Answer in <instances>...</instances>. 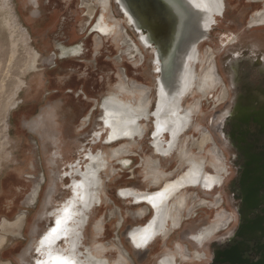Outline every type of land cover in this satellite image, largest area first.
<instances>
[{"label": "flooded vegetation", "instance_id": "af4514ba", "mask_svg": "<svg viewBox=\"0 0 264 264\" xmlns=\"http://www.w3.org/2000/svg\"><path fill=\"white\" fill-rule=\"evenodd\" d=\"M261 1L264 3V0L254 2ZM223 6L222 16L217 17L218 24L211 32L209 40L221 49L216 54L207 51L209 59L204 58L206 63L210 62L208 66L213 67L216 75L214 87L204 97L207 98L219 88L224 90V98L214 117L212 116L220 144V149H216L222 156L223 163L217 153L214 160L207 163L205 155L193 152L192 146L195 143L190 141L189 136L181 139L186 140L184 146L187 156L202 161L201 175L210 178L212 182L204 184L200 180L181 184L178 178L192 167L178 161L179 156L173 147L165 154L157 153V149L151 145L153 117L148 120L136 119V124H145L147 127L141 138V147L136 152V166L140 164V154L159 158L158 165L161 169L157 177L154 178L155 173L150 171L147 174L150 178L147 184L139 183L136 186L134 182L118 180L116 176L123 170L122 165H119L120 160H114L113 163L109 161L106 171L100 169L103 154V157L109 160L111 154L108 152L111 147L116 146V149L124 142L131 141L123 139L111 142L109 139L110 117H107L104 106L109 104L106 100L112 97L113 91L96 102L88 100V97L81 98L80 94L77 97L62 98L56 106L46 110L45 116L33 121V127L36 129L49 125V129L44 132L47 139L45 155L52 167L60 170H53L54 179L49 198L54 197L60 184H63L66 190L65 197L52 210L47 227L36 241L33 264L44 263L43 257L47 252H64L66 255L75 250V253H80L82 258L86 259L89 258V253L88 256L83 254L89 248L94 256L106 258L110 264H116L117 259L110 260L108 257L109 247H106L103 254L97 250V243L105 237L111 221L114 223L116 235L120 237L119 232L122 231L129 245L136 252H140V259L136 261L138 264L147 260L160 264L165 257L168 259L167 264H264V32L256 33L251 30L255 26L264 25V8L255 12L251 26L249 22H245V18H236L226 24L228 31H222L220 26L228 20L226 0H223ZM98 11L99 9H95L92 16L88 13L89 20H93L85 28L91 29L89 36L105 39L100 34L93 33ZM120 24L126 33L128 26L125 21ZM237 24L246 26L238 29ZM28 25L33 30V25ZM85 34L82 33L83 36ZM116 34L121 36L118 29ZM71 36L75 37L74 32ZM247 37L252 40L251 45H245L244 40ZM70 48L72 51L62 47V52L56 55L68 53L70 56L73 53V59H57L73 61L85 55L80 45ZM152 77H155L153 73ZM199 97L201 96L193 98ZM152 98L151 91V100L147 104L150 108L148 115L156 104V96L154 101ZM196 103L199 105L198 101ZM188 106L185 105L186 108ZM95 107L99 109L95 110L99 112V116L96 127L91 128L92 118L96 113ZM201 107L192 108L194 114H191L189 128L200 129L195 125L194 116L201 111ZM89 113L92 118L87 116ZM203 131L206 140H212L210 132L204 129ZM167 135L165 141L170 139L169 134ZM199 148V152H203L205 146ZM114 151L111 153L114 154ZM152 157L145 161L147 166ZM215 160L219 161V164ZM112 166L116 172H112ZM95 168L100 169L97 175V190L94 188L92 177ZM174 172L179 174L175 176ZM153 179L159 180V183ZM42 180L30 198L33 203L38 201ZM140 180L143 181L144 178L141 177ZM189 191H195L191 198H202L201 195L215 198V202L211 204L205 199H200L201 205L211 207V211L206 212V219L202 218L203 214L194 212L195 209L191 208L193 204H190ZM181 195L183 206L172 208L174 198ZM115 201L121 202L122 207L117 206ZM109 205H114L115 209L108 210ZM102 208H105L104 215L95 214V211ZM116 211L118 213L113 214ZM177 212L175 221L173 214ZM23 215L26 218V214ZM101 219L105 228L102 237L96 229ZM57 221L60 223L57 224ZM53 228L57 229L55 233L52 232ZM52 234H55V238L51 237ZM116 240L119 241L118 238ZM49 249L53 252H49ZM120 257L129 260L123 249L120 250Z\"/></svg>", "mask_w": 264, "mask_h": 264}, {"label": "rangeland", "instance_id": "374dc122", "mask_svg": "<svg viewBox=\"0 0 264 264\" xmlns=\"http://www.w3.org/2000/svg\"><path fill=\"white\" fill-rule=\"evenodd\" d=\"M254 1L226 0L228 20L220 26L222 31H228L226 24L236 18H245V22H249L251 26L255 12L264 8L262 1ZM91 2L95 5L94 9H98L97 0H0V55H4L0 57L3 58V62L0 60L2 78L5 76L4 65L8 63L11 55L14 58L10 87L4 96L0 94V264H33L36 241L47 227L52 210L66 195L65 186L60 184L54 197L49 198L54 179L53 170H60L52 167L45 155L47 139L44 132L45 129H49V125L36 129L33 127V121L45 116L46 110L56 106L62 98L77 97L80 94L81 98L88 97V100L96 102L114 91L115 85L119 83L125 88L129 85V89L136 90L135 94L138 96L140 94L137 90L143 88V84L150 86L154 101L156 80L152 77L151 56L140 44L135 32L129 27L126 33L123 31L120 24L122 22L120 17L123 18V15L114 0H104L108 5L106 17L111 21L117 19L120 22L121 36L123 33L129 34L134 46L128 48L119 34L111 40L107 38L109 41L106 38L102 40L99 36H89L91 29L88 30L85 26L87 27L93 20V18L89 20L88 17ZM99 12L100 9L98 15ZM28 23L33 25V30ZM245 26L236 25L238 29ZM251 30L256 33L264 32V25L255 26ZM73 32L74 38L71 36ZM84 32L86 34L83 36ZM244 42L245 45H251L252 40L247 37ZM73 45L82 46L85 55L73 61L57 59L62 58L61 55H56L62 52V47L72 51L70 47ZM220 49L208 41L202 46V58L207 60L209 59L207 51L216 54ZM34 62L38 63L37 69L32 67ZM207 65H210V62H207ZM13 93H17V96ZM193 97L191 95L185 101V105H191L192 108L202 106L201 111L194 116L195 125L200 129L190 126L191 129L188 128L182 138L189 136L190 141L195 143L192 146L193 152L205 155L209 163L214 160L216 153L220 155L216 149V147L220 149V144L212 116L214 117L224 98V90L222 88L214 90L207 98ZM95 110L99 109L95 107ZM87 116L92 118L91 113ZM98 116L99 112L93 115L91 128L96 127ZM203 129L210 132L212 140H206ZM200 146H205L203 152H199ZM115 147L112 148L113 151ZM120 148L121 146L116 149ZM136 152L138 148L130 147V152L127 153L130 158L132 156L133 167L137 163ZM219 157L223 163L222 156ZM215 162L219 164V161ZM130 167L121 166L123 170ZM112 172H116L115 169ZM179 173L174 172L175 176ZM41 180L43 183L40 186L38 201L33 203L30 198ZM190 191V204H193L191 208L195 209L194 212L203 214L202 218L206 219V212L211 211V207L201 205L200 199H205L211 204L215 202V198L202 196L201 193L199 194L202 198H191L195 191L192 193ZM115 204L122 207L119 201H115ZM103 209L105 208L98 209L95 214L104 215ZM107 209L115 208L114 205H109ZM117 211L113 214L118 213ZM102 222L101 219L96 228L101 237L105 229ZM106 231L105 237L97 243L98 252L103 254L106 247H109L110 260L118 258L116 263L119 264H138L136 261L140 259V252H136L129 245L122 231L119 232L120 237L116 235L113 221L109 223ZM104 241L109 243L106 244ZM121 249L126 251L129 260L120 257ZM143 264L156 263L147 260Z\"/></svg>", "mask_w": 264, "mask_h": 264}, {"label": "water", "instance_id": "95a60500", "mask_svg": "<svg viewBox=\"0 0 264 264\" xmlns=\"http://www.w3.org/2000/svg\"><path fill=\"white\" fill-rule=\"evenodd\" d=\"M114 3L128 20V27L136 33L145 51L151 56L152 72L158 75L155 81L156 104L152 111L154 130L151 145L157 149V153L165 154L184 132L187 120L183 116L174 126L167 125L161 118L160 105L163 103L165 106L170 99L175 106H181L191 96L186 92L191 84L190 72L201 71L197 58L199 54L203 55L202 46L210 40L211 32L218 24L216 17L222 15L216 12L212 0H114ZM155 66L158 69H153ZM113 133L115 131L110 129L109 138ZM119 134L121 137L114 141L130 139L131 143L141 142L138 134L129 137L121 130ZM164 134H169L170 139L164 143L159 142L158 138ZM135 137L137 140H132ZM132 161L121 165L131 166ZM51 237L55 238V234ZM48 251L53 252L52 249ZM48 254L43 257L45 263L49 259Z\"/></svg>", "mask_w": 264, "mask_h": 264}, {"label": "bare ground", "instance_id": "6f19581e", "mask_svg": "<svg viewBox=\"0 0 264 264\" xmlns=\"http://www.w3.org/2000/svg\"><path fill=\"white\" fill-rule=\"evenodd\" d=\"M97 2L99 3L98 9H100L101 12H99V15L97 13V17H98L97 19L98 20H97V23L95 25V28L93 29L94 30L93 33H98L102 37H104L106 39L109 38L111 40L112 37L116 34L117 29L119 32V22L117 19L114 21H111V20L108 21V19L106 18V14H105L107 11V7H108L107 3L104 2V0H97ZM212 4L215 6L216 12L220 13V15H221L223 12V8H224L223 0H212ZM89 7H90L89 14L92 16L93 12L95 10L94 9L95 5L91 2ZM121 20H122V22L125 21L127 24L128 20L125 17H123V19H121ZM216 20H217V17H216ZM121 37H122V40L127 44L128 48H131L132 46H134L133 39H132V37H130L129 34L123 35ZM101 39L104 40L103 38H101ZM139 42L142 45L141 41H139ZM74 53H78V52H74ZM67 54L63 53V55L61 56L62 59L75 57V54H73V53L70 54V56H68ZM1 56L3 57L4 55H0V57ZM9 58L10 59L8 60V63L7 64L4 63L5 67H4V73L3 74L5 75L4 77H6V78H4V77L2 78L3 75L0 76V94L3 96L5 95V92L10 87L11 68H12V63L14 60L13 55H11ZM197 59L200 63L201 71L199 73H197V71L191 70V72H190L191 73V78H190L191 84L187 88L186 92L189 93V96L193 95L194 97H197L199 95L201 97H204L206 95V93L214 87V84L216 82V75H215L213 67L207 65V63L202 58L201 54H199ZM0 60L3 62V58ZM1 61H0V65H2ZM151 65H152V63H151ZM32 67L37 68V65L35 62L33 63ZM0 68H1V66H0ZM153 69H158V67L155 66V67H153ZM152 73L155 75L154 80H156L158 75H156L154 72H152ZM151 91H152V89L150 86L143 84V88L141 87L139 90H137V93L140 94V96H138L135 94L136 90L132 91L129 89V85H127L126 88L122 87V83H119V85H115V90L113 92H111V95L114 99L110 96L109 99L106 100L109 102V104L104 106L105 111H106L105 113H106L107 117L108 116L110 117V121H108V126L110 129H113V131H115V133H113L109 138L111 142L121 137V134H119L120 130L122 132L124 131V133L129 137L130 136L132 137V136L138 134L142 138L143 134L146 132L147 127L145 126V124H143V125L136 124V119L139 120L141 118H145L148 120L150 117H153L152 112L150 113L151 116L148 115L150 108L147 105L148 102L151 100ZM17 93H13V95L17 96ZM197 93H199V94H197ZM188 98L189 97H187L185 99V101ZM185 101L181 106H177V105L175 106L174 103H172L171 100L169 99V102H166L165 106L163 105V103H161V105H160L161 118H163L166 121L167 125L173 124V126H174L176 121L180 117H183V116H185V118L187 120V124L184 126V129H183L184 132H182L181 136H178L175 139V143L173 145V148L176 149V150L175 149L174 150L177 152V155L179 156L178 161L185 166L190 165L192 167V169L189 170L188 172L184 173L183 175H181L178 179L182 185L188 184L191 182H197L200 180H202L204 184L211 183L212 180L210 178L201 175L200 167L202 166V161H199L196 158L188 157L187 156L188 155L187 150L185 147L186 146L185 145L186 140L184 139L183 141H181L182 136L187 132V130L189 128L191 114H194V112L192 111V107H190V106H188L187 108L185 107ZM172 107H173V109H172ZM133 113H135V114H133ZM158 113L159 112H157L155 114H158ZM166 136H168V135L164 134L163 137L160 136L158 138V141L164 143ZM132 140H134V141L137 140V137L133 138ZM111 144H113V143H111ZM131 145H132L131 141L124 142L121 145L120 149H115L114 154L111 153V159H109V160H108V158H104L103 157L104 154H103L102 159H101L100 169L103 168L104 171H106L109 161H111L113 163L114 160H121L120 155L121 154L124 155V154L129 153ZM117 156H119V157H117ZM158 164H159V158H156V159L153 158L148 164V167H150V169H152L150 171L151 172L153 171L155 173V175L153 176L154 178L157 177V173H159V171L161 169ZM114 166H112V168H111L112 171L115 169ZM100 169L95 168L93 173H92L95 190H97V186H98L97 175H98V172L100 171ZM164 177H166V175H164ZM153 180L155 182L159 181L157 179H153ZM182 200H183V195H181L179 197H175L174 202L171 205L172 208L177 209V208H180L181 206H183ZM99 202H100V200L97 201V203H99ZM173 215H174L173 219L175 221H177L176 218H177L178 212L174 213ZM97 250L99 251V247ZM91 251L92 250L89 248V249H86L84 254L82 253L84 256L89 255L88 256L89 258H86V259L82 258L80 253H75L76 252L75 250H72L69 254H66V255L64 254V252H56L54 254L48 255V258H49L48 261H53V262L46 261V263H45V261H44L43 264H65L66 261H70L71 264H110L108 259L97 257L96 255L94 256ZM87 253H89V254L87 255ZM92 255H93V258H92ZM116 259H118V258H116ZM167 263H168V259H166V257H165V259L163 258V260L161 261L160 264H167ZM116 264H119V263H116Z\"/></svg>", "mask_w": 264, "mask_h": 264}, {"label": "crops", "instance_id": "0c3cea01", "mask_svg": "<svg viewBox=\"0 0 264 264\" xmlns=\"http://www.w3.org/2000/svg\"><path fill=\"white\" fill-rule=\"evenodd\" d=\"M141 144H142V142H140V141L132 142L131 148L136 147V149H137V148L141 147ZM112 148H114V147H111L109 149V152H108L109 154H111ZM139 156H140V159H141L140 164L133 167L132 166L133 163H132V165H131V167L129 169L121 170L118 173V175L116 176V178L118 180H123V181L126 180V182H134L135 186L138 185L139 183L141 185L147 184V182L150 180V178H149V176H147V174L152 169H150V167H148L147 164H145V161H148V158H150L152 156H148L147 154H144V155L140 154ZM117 157H119V156H117ZM120 158H121V160H120L121 163H119V165L122 164V163L130 162V160L132 159V156L130 158V155L121 154ZM152 158H154V157H152ZM128 174L129 175L131 174L132 176H129ZM125 177H128V178H125ZM141 177L144 178L143 181L140 180Z\"/></svg>", "mask_w": 264, "mask_h": 264}, {"label": "snow or ice", "instance_id": "6c2138e0", "mask_svg": "<svg viewBox=\"0 0 264 264\" xmlns=\"http://www.w3.org/2000/svg\"><path fill=\"white\" fill-rule=\"evenodd\" d=\"M59 223H60V221H57V224H59ZM56 231H57L56 228H53V229H52V232H53V233H55ZM65 264H71V262H70V261H66Z\"/></svg>", "mask_w": 264, "mask_h": 264}]
</instances>
